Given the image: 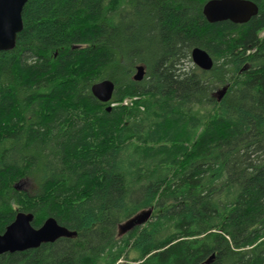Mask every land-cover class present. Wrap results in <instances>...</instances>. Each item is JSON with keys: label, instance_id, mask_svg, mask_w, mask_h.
I'll return each mask as SVG.
<instances>
[{"label": "trees", "instance_id": "16d2710c", "mask_svg": "<svg viewBox=\"0 0 264 264\" xmlns=\"http://www.w3.org/2000/svg\"><path fill=\"white\" fill-rule=\"evenodd\" d=\"M208 1L26 2L0 51V234L22 212L76 236L0 264H264V0L239 25ZM196 48L211 71L187 66Z\"/></svg>", "mask_w": 264, "mask_h": 264}, {"label": "water", "instance_id": "95a60500", "mask_svg": "<svg viewBox=\"0 0 264 264\" xmlns=\"http://www.w3.org/2000/svg\"><path fill=\"white\" fill-rule=\"evenodd\" d=\"M28 0H0V51L14 49L18 34L23 30L22 12ZM258 6L250 0H211L203 8V14L210 23L231 21L235 24L248 23L258 14ZM192 61L194 65L204 70L212 68L211 58L199 48L194 49ZM135 81H142L145 68L137 67ZM115 84L111 80H104L91 87L93 96L102 103L112 100ZM226 89L221 93L224 96ZM20 190V184L16 186ZM151 216L146 211L132 219L129 230L136 225H143ZM34 216L30 213H18L15 220L0 234V256L6 253L24 252L39 248L43 244L54 243L61 238H73L71 232L58 224L54 218L47 219L40 228L32 226ZM128 231V230H127Z\"/></svg>", "mask_w": 264, "mask_h": 264}, {"label": "rangeland", "instance_id": "374dc122", "mask_svg": "<svg viewBox=\"0 0 264 264\" xmlns=\"http://www.w3.org/2000/svg\"><path fill=\"white\" fill-rule=\"evenodd\" d=\"M192 65H194L193 61H192V63H190V65L187 64L188 67L192 66ZM216 95L219 97L221 95V93L218 92V93H216ZM137 99L138 98H135L133 100H137ZM125 102H126L125 105L132 106V103L134 101L132 102V100L127 99V100H125ZM123 105H124V103H123ZM112 106H114V104ZM115 106H117V105H115ZM19 184H20V190L25 191L29 195H35L36 194L37 189H36V184L34 183V181H32L30 179H24V180L20 181ZM143 213H145V212H143ZM143 213L139 214L138 216L142 215ZM128 226H129L128 223H125L122 226H120L118 229V235L121 236L125 231L129 230Z\"/></svg>", "mask_w": 264, "mask_h": 264}, {"label": "bare ground", "instance_id": "6f19581e", "mask_svg": "<svg viewBox=\"0 0 264 264\" xmlns=\"http://www.w3.org/2000/svg\"><path fill=\"white\" fill-rule=\"evenodd\" d=\"M210 1H211V0H210ZM210 1H208V2H210ZM208 2H207V3H208ZM252 2H253V1H252ZM207 3H206V4H207ZM253 3H254V2H253ZM206 4H205V5H206ZM205 5H204V7H205ZM256 5H257V4H256ZM204 7H203V8H204ZM221 22H225V21H221ZM230 22H231V21H230ZM209 23H210V22H209ZM216 23H218V22H216ZM232 23H233V22H232ZM211 24H212V23H211ZM233 24H235V23H233ZM236 25H239V24H236ZM199 49H200V48H199ZM200 50L204 51V52H205V53L211 58V60H212V68H213V66H214V61H213L212 57H211V56H210L205 50H203V49H200ZM193 51H194V50H193ZM193 51H192V54H191V58H192V59H193V57H192V55H193ZM193 63H194V62H193ZM195 66H196V65H195ZM138 67H139V66H138ZM143 67H144V66H143ZM198 68H199V67H198ZM212 68H211L210 70H204V69H202V68H200V69L203 70V71H211ZM136 70H137V68H136ZM136 72H137V71H136ZM134 74H136V73H134ZM133 79H134V77H133ZM105 80H108V79H105ZM102 81H104V80H102ZM136 82H140V81H136ZM98 83H99V82H98ZM95 84H96V83H95ZM92 86H93V85H92ZM219 97H220V96H219ZM134 99H135V98H134ZM130 100H132V102L134 101L133 103H135V101H136V100H133V99H130ZM113 103H114V102H113ZM123 103H124V105H125L126 102H123ZM123 103H122V104H123ZM133 103H132V104H133ZM112 105H113V104H112ZM115 105H118V104H114V106H115ZM114 106H112V107H114ZM127 106H128V105H127ZM144 152H145V151H144ZM133 161H134V160H133ZM133 161H132V162H133ZM128 176H129V175H128ZM128 176H127V177H128ZM148 211H149V210H148ZM151 218H152V215L146 220V223L149 222V221L151 220ZM131 221H132V219H129V220L123 222L122 224H120V226H122V225L125 224V223H128V225H130V224H131ZM144 224H145V223H144ZM144 224H143V225H144ZM210 262H211V259H209L205 264H209Z\"/></svg>", "mask_w": 264, "mask_h": 264}]
</instances>
